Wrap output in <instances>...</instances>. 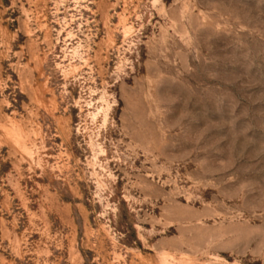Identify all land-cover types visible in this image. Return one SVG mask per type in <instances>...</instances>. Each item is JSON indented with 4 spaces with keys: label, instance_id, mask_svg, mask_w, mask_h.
Segmentation results:
<instances>
[{
    "label": "rangeland",
    "instance_id": "rangeland-1",
    "mask_svg": "<svg viewBox=\"0 0 264 264\" xmlns=\"http://www.w3.org/2000/svg\"><path fill=\"white\" fill-rule=\"evenodd\" d=\"M0 264H264V0H0Z\"/></svg>",
    "mask_w": 264,
    "mask_h": 264
}]
</instances>
